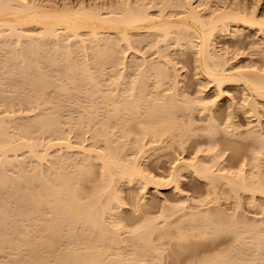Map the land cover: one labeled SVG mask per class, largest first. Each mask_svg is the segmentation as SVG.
Wrapping results in <instances>:
<instances>
[{"label": "bare ground", "instance_id": "6f19581e", "mask_svg": "<svg viewBox=\"0 0 264 264\" xmlns=\"http://www.w3.org/2000/svg\"><path fill=\"white\" fill-rule=\"evenodd\" d=\"M33 1L31 0L30 2L28 0H0V90L1 91L2 90H7V91L15 90L16 91L17 89H23V88L30 87L27 85H30V84L32 85L31 86V88L33 87L32 90H35L34 91L35 94L33 97L34 100L32 102L34 103V105H32L31 103L30 105H28L27 103L29 102L23 101L24 99L22 100V102H25V104L21 102L24 105L27 104L26 105L28 106L26 107L27 109H29L32 106V109L35 110V112H33L32 109L27 110L29 112L34 113V114L28 113L30 115L32 114L31 117L27 116V118H25L26 116L22 115V117H24L26 120L29 117L31 118V119L29 118V121L27 122L30 123L33 121L39 124L41 130H44L48 126H49V129L51 130L50 127H52L53 124L54 125L59 124L60 126V122L57 119L60 120L61 118H63L62 114L66 110L67 111L70 110L69 109L70 107L67 108V106H70V104H74L71 106H75V103L78 102L77 104L80 106V108L75 106L77 107V111L81 109L82 112L85 113V111H83L84 108L81 107L82 105L80 104H83V105L84 103L87 104L85 102L87 101V102H90L89 103L90 105H88L87 107L88 109L87 112L89 113V115L91 113V115L89 116L92 119L89 121L91 125H92V122L96 124L97 119L101 118L99 117V115L96 116L97 115L96 112H99V110H101L100 116L104 115L103 116L104 119L103 117L101 118L103 119L102 122L100 120L102 125H99V126H104L107 129L109 128V130L111 128V130L114 129L115 131L119 129L118 133L120 134L115 132L116 134H118V136L116 134L115 135L113 134L114 133L113 130H112V133L109 130L107 133V129H106V134H108L107 141L108 140L109 142L112 141L110 140L109 136L113 134L114 137L115 136L117 137V138L115 137V139L117 140L119 139V143L120 144L122 143L120 146L122 147L124 146L123 142L125 141L123 140V142H120L122 141V139H120L121 137H123L126 140V138H128L129 136L132 139L133 136L136 135V138H135L136 142L132 144L131 140L129 139L130 142L127 140L128 142L126 141L125 144L126 143L132 144L130 146L131 147L133 146L132 148L136 147L135 151L136 149L138 150L136 155H138V152L139 153L141 152L140 154L142 155L143 151L146 149V146L148 147V145L150 144H153L152 151H154V153L156 150L169 151L170 150L169 148L173 147L175 144H176L175 147L178 146L179 149L181 148V150L185 149V147L188 146L187 143L190 141V139H193L192 137H194V135L196 133L198 134L199 132V131L198 132L196 131L198 130L196 129L198 127H194V124L196 126V124L198 123V122L197 123L195 122V117H194V114L196 112L198 115L201 116V118L199 116L197 117V119L199 118L198 119L199 121L200 119L201 121H205L203 123L204 124L206 123V126H205L206 132H208L207 137L209 136L210 139L215 140L219 132V129H224L226 130L227 133L232 134V135H235V134L240 135V131L238 132V129L242 128L243 126L239 124V122L236 120L237 118L235 119L237 121L236 122L234 120V117H235V112L238 111L239 109H242L245 111L246 114L249 115V117L250 116L252 117V115L257 116L256 119L258 118L257 119L258 121L253 120V122L251 123L250 120H247L246 125L249 127L247 129L246 128L247 126H246L243 129H246L245 133H248V132L249 133L251 132V133L249 135L246 134L248 137L244 135L245 133L243 134L241 133V135H244V137H247V139L249 138V136L251 137L253 136L252 140L257 138L258 141L261 143L260 145L258 141H256L257 139L255 140L258 143V146L261 147L260 150L262 149L264 150V126L262 125L264 124V69L262 68V71L258 70L257 68H256L257 70H253L252 69L253 67L250 68L252 66L251 64H253V63L250 64V60H248L249 63L247 62L246 64H244V65L250 64L248 68L242 67V62L239 63L241 64L239 65L235 58L237 54L240 52H238L237 54L236 53L233 54L234 59H235L234 62L236 61V63L239 66H241L239 67L235 63L238 66L236 67V65H233L232 63L233 62L232 56L229 55L231 58L227 56L230 53H226L227 55H225V52L220 53V50L228 51L226 48L229 49V47H224L223 49H220L217 52L216 48L217 47L219 48V46L215 45L216 43L215 41H217L219 38L221 39L222 37L223 38L227 37L228 39L229 37H231V39L234 38V39L242 40V37H244V32L247 30H250L254 34V37L251 36L252 38H250L251 39L250 41L252 42V39L253 38L255 39V37L256 39L259 38L258 41L259 40L261 41L260 46L261 47L264 46V19L262 18L260 19L258 15H256L255 10L257 9L252 10L253 8L252 6H250L252 7L251 9L248 7L250 5L249 3H248L249 5L247 6V8H249V11H246L244 10L245 8L239 9L243 2L241 0H240L241 1L240 6L238 5L235 6L236 5L235 3H234L235 5H233V3L232 4L230 3V6L233 5L232 7L234 6L239 7L238 9L236 8L233 9L232 7L227 8V6L223 7L227 1L223 4V6L221 4L223 8H221L220 6H217L218 3L215 5L212 2V4L215 5L214 8L213 7L212 9L210 8L208 10L209 12H206L203 14L201 13L203 10L200 11V9L203 7V4L205 3L203 2V0H202L203 4L200 5V2H198L197 0L199 4L197 3V5H195V6L200 5L201 7L200 9L199 7L198 8L194 7L191 1H187L188 3L187 8L184 10H179L180 3L177 0H171V1L172 2L174 1V4H175V1L178 2L179 5L176 4L178 9H176L177 7L173 5L172 3L171 8H169L170 10L167 9L168 8L167 6H170V3L169 5L168 3L167 5L165 4L167 0L163 2V4L166 5L165 9L167 10H164L163 8L164 6L161 3L162 0H159L161 2L158 1V3L162 4L163 6V7L161 6L162 9L161 7L160 9L158 8L155 9V6L157 5L155 4L156 0L155 1L154 0H134V1L130 0V1H125L126 3L123 2L126 8H124L125 6L120 5V4L118 5L117 3V5L115 6H120V8L122 9L120 10L119 7H116V9L118 8L117 9L118 11H115L116 9L115 10L113 9L115 7H113L112 4L111 6L113 8L111 7L110 8L111 10L108 9L109 6L107 7L106 5H102L104 6L103 8H105L106 6V8L108 9V11L107 10L105 11L106 9L105 8L103 11L102 8L99 9V8L91 7L90 4L88 5L89 2L87 3L84 0L82 1L87 3L88 6L85 4H82L84 2L80 4L77 3L78 4L77 5V4H74V2L72 3L71 1L68 4L66 3L63 4L62 3L63 1L61 2L62 4H57L56 3L57 1H53L55 2V4L53 2L52 3L48 2L52 0H48V1L45 0L46 3H39L38 2L39 0L38 1L36 0L37 2H35V0ZM42 2H44V0H42ZM64 2H67V1H64ZM127 2L130 3L128 4L129 6L126 5ZM94 4L97 7H102V6L96 5L95 2ZM94 4L92 6H94ZM113 4H116V3H113ZM161 4H158L157 7H159V5ZM244 5H246V2L241 7H245ZM210 6L208 3L203 9L205 10L206 7L208 8ZM247 38L249 37H245L246 40ZM254 42L255 44L258 43L257 41H254ZM251 44L252 46L250 45V43L247 46H250L252 48L253 42ZM257 45L259 44H256V48L257 50H259V48L261 47L258 46L259 47L258 48ZM124 47H126V50L132 49V51H136V49H139L137 47L143 48V51L145 50L146 53L144 52L139 53L141 49L137 50L138 52L136 51L134 53L135 54L139 53V55L144 53L143 55L145 57L149 55V53L147 52H151V54L153 53L152 51H148L152 48L154 50V53H156L155 54L156 57L158 56L159 58V59L157 58L158 60L154 59L155 61L154 60L148 61L147 57L146 59L143 57L141 58L142 62L140 63H138V61L128 62L130 64L129 66L130 68L127 66L126 63H125L126 64L125 65L126 68H125L123 64L122 72L124 71L123 73H125L126 71L127 73V74L125 73L126 76L129 74L128 71L130 72V70L137 69L136 71L135 70L134 71L136 73L139 72L138 75H135L136 73L135 74L133 73L134 75H132V71L130 72L131 73L130 76L132 75L133 77L134 76L138 77V78L131 77L133 80L135 79L133 82V87H128L130 85L127 86V84L132 83L130 82L131 78H130V81L128 80L130 83H128L126 81L127 77L123 73L121 77H119L121 72L118 75L117 73L119 72H117L114 75L116 78L118 77L117 81L119 79V82H116V79H114V77L112 78L114 79L112 81L110 76L106 73L109 70L103 71L105 69L106 70L110 69L111 67L109 66H112L114 70L112 69L111 73H115L116 71L115 67L118 64H119L118 66H121V64L124 63V58L126 57H124L125 55L123 56V54H126L125 53L126 50L125 51L121 50ZM250 47L248 49H250ZM146 48H150V49L146 51ZM248 49H246L245 52ZM253 49L254 47L251 50ZM260 50L263 53L264 51L263 48H261ZM254 51L255 49L253 50V52ZM187 52L188 54L189 52L192 53L190 55L191 56L193 55L194 57L196 68L200 70V72L203 74V76H205V78L209 81V83H213L219 95H222V93L224 95V91L226 90L224 88V85L229 82H230L229 85L231 84V82H234L235 84H237L236 86L241 85L242 87L240 90V93H243L245 96L243 94L242 95L239 94V96L241 95L240 98L244 96L243 97L244 99L242 98L244 102L242 101L243 103L241 105L243 108L240 106L241 100L240 102L236 104L237 99L236 101L233 99L232 103L235 102V106L237 105L238 110L236 109V107H235V110L233 109L234 107L230 109L228 107L229 106L232 107V106L226 105L227 108L229 109L228 112L226 111L228 113L227 114L228 119L231 118L233 120L230 122H226L223 128H220L221 123H217L218 119L220 118H219V114H215L217 113L215 112L216 110L215 107L217 104L216 100L208 101L204 97L205 95L204 96L202 95L203 94L202 92H206L207 89L206 90L203 89L206 87L203 85L204 86L202 88L203 90L201 88L200 90H197L196 93L198 94L195 93V95H197L196 97L195 95L189 96L187 94L189 91L184 93V89L182 87H184L185 85H183L182 87L180 85L183 79L180 78L182 74L179 75L178 71H181L180 69L184 68L185 64H183L184 66L182 68L180 67L179 69L180 65H177V64H182V63L179 59L177 62L176 58L179 57L178 55L183 56ZM234 52H232L231 50V53H234ZM248 52L249 54L251 53L250 51ZM248 52H246V54ZM257 52L258 51H256V53ZM259 53L257 55L253 54V57L256 55V58H258ZM262 53L260 55H262ZM143 55H140V56H143ZM122 56H123V59H122ZM191 56H188V57H191ZM81 57H85L83 58L85 62L81 59ZM249 57L247 56V58ZM253 57L251 55V58ZM137 58L138 59H135V60H139L140 57H137ZM153 58H151V60ZM122 60L123 62H121ZM79 61H83L84 64H81L83 62H80L81 64L80 65ZM256 64H259V63L257 62ZM253 65L255 69L256 65L255 64ZM91 66L92 68L94 67L92 71H95V70L97 71L98 69H99L98 71H101V72L97 71L98 72L97 74L95 72L96 76L98 75L100 77L101 76L100 73H102L101 77L105 78L107 74L109 76L108 78L111 79L110 83L112 82V85L114 82L116 83V84L114 83L116 88L115 87L112 88V86L110 88L109 86L110 83L108 82L109 80L106 83L105 81L104 83H100V82H103L102 79L100 80L101 77L99 78L97 76L99 78V81H98V78L94 80L95 74H92L93 72L90 73L92 69L90 68ZM262 66H259V67H262ZM127 67L130 70H127ZM168 69L173 70L174 77H172V72H171V77H170V74H169L170 72L168 73ZM176 71L178 73H176ZM197 72L199 73V71ZM184 73H185V70H184ZM77 74L81 75L84 78V79L82 78L83 79L82 81L84 83L82 81L79 82L78 78L81 76L78 77ZM76 76L78 77L77 79H76ZM183 76L185 77V75ZM89 78L90 79L92 78L94 81L91 79L92 81L90 82ZM121 78L123 82L120 81ZM197 78H199L198 74H197ZM53 80L55 81V84H56V81H59L58 82L59 85L55 87V84H53L54 83ZM87 80H89V82ZM76 81L77 83L78 82L80 83L79 84L80 86L79 85L76 86L77 85ZM95 81H97V83L99 82V84L95 83ZM124 81L127 82L126 90L128 91L130 89L129 90L130 92L128 91L130 93V94L128 93L130 95L129 97H128L126 90H124L125 94H123L122 92V90L125 88ZM120 82L124 83L122 84L123 86L122 90L120 89L121 87L116 86L118 85L117 83H119L120 85ZM66 83H69L71 87L70 85H67ZM94 83L100 86H102L101 84H103L102 87H104V85L108 83L107 86L109 88H105V89H109V90L111 89V90L107 91L102 88L104 90L103 91L100 89L101 87L96 89L98 86L96 87ZM183 83H185V81ZM73 84H76V85H73ZM86 84H89L87 85L88 87H92V86L96 87V88L92 87L93 90L94 89L96 90L95 91L90 90L92 88H87V86H84ZM167 85H170V86H167ZM53 86L56 89L52 88ZM161 86L169 87L170 89L174 88L173 93L169 92L170 91L169 88H168L169 91L166 90L167 88L166 89L163 88L161 90L162 88ZM178 86L179 88L177 89ZM117 88H119V90L121 91V94L120 92H115L116 90L114 91V89H117ZM30 89H26L28 90L29 94L33 93L31 92L32 90L30 91ZM53 89H55V92H57L55 96L59 97L60 95H57L59 93L63 97L65 96L63 100L61 99L62 102L59 101L60 98H62L61 96L60 98H58L59 100L57 99V97L55 98V96L53 98L48 96L49 94L48 91L53 92L54 94ZM152 89L154 91L156 90L155 93L152 91ZM23 90L22 91L20 90V92L22 93ZM26 90L24 91L26 92ZM15 91L14 93H16ZM166 91L168 92V94ZM10 92L13 93L12 91ZM17 92L19 91L17 90ZM7 93L5 92V94ZM11 93H8V94L11 95ZM71 93L73 94L78 93L77 94L78 97L75 96L76 94L74 95L75 96L74 98H76V100L78 98L79 99L85 98L84 103L82 101H81L82 103L80 102L81 99L75 102L74 98L70 97ZM79 93L81 94L79 95ZM225 93L227 95V91ZM230 93L231 92L229 91L228 97H230ZM64 94H67V96L69 95L68 99L70 102H72L71 100H74L75 102V103L67 102L68 105L67 104H66L67 106L65 105L66 110L62 109L65 107L64 106V103H66L65 101L68 100L66 98V95ZM184 94L185 95L187 94V96H185ZM7 95L6 97L9 98V95L8 96ZM82 95H84V98L82 97ZM125 95H127L128 98L125 97ZM0 96H2V93ZM30 96H33V94L28 95V97ZM86 97L87 98L89 97V98L87 99ZM178 97L179 99L180 98L181 99L179 100ZM233 97H231L230 99H232ZM8 98L7 100H9ZM10 98H12V96ZM24 98L26 99L27 97H24ZM33 98L30 97V98H27L30 100H27V99L26 100L31 102ZM2 99H3V96L0 100ZM4 99H5V96H4ZM52 99H54L55 101L56 108L59 107L58 109H55V110L58 111L61 109L60 110L61 112L64 111L62 113H60L59 111L62 117L55 119V121L57 120L56 121L57 124H55L56 122L53 120L54 118L52 119L53 115L51 113V110L54 109L52 107L55 106L54 104L53 106L51 105L54 102L52 101ZM94 100H96V102ZM5 101L6 99L4 100V102ZM14 101L16 102V98ZM0 102L3 103V100ZM15 102L13 104H15ZM17 102L15 104L16 106H17ZM59 103L63 107L61 106L60 108V106H58ZM97 103L99 105H97ZM5 104H9V103L5 102ZM5 104L2 106H5ZM13 104H10V105H12V107H16ZM46 104L48 108L44 109L42 105L45 106ZM12 107L10 106L9 108V106L7 105L4 109V107L0 106V181H1L0 187H3L2 184L5 183L9 188V185L11 183L8 184V182H14L13 181L14 179L11 177H14L15 175L16 176L14 178L17 179L16 180L17 185H15L14 187V184H16V181H15V183L11 184V187L16 188V186H18V184L21 185L22 184L21 182L23 181V184L25 185L24 190L22 188H19L20 185L18 186V189H22L20 191H23L24 193L22 194L24 195H23V198L21 197L22 199L20 200L19 198L21 195L19 194L20 195L19 196L17 194L19 196L17 198L18 199L17 202L19 200L21 202H24L23 206L21 205V202L20 203L18 202V203L27 212H25L26 214L23 213V215H25V217L23 216L24 218L23 220L22 215H21L22 213L21 211H23V209L19 208L21 210L20 213L18 212V210L14 209L18 207L17 205H19L15 201V198L17 196L15 197L14 194L18 193L16 192V190L12 192L13 190L11 191V189L9 188L11 191V192L9 191V193L10 194L12 193V195H14L13 197L12 195L10 196V198L12 197L11 198L12 201H10L12 203L8 202L6 204L5 201H9L11 199L4 196L5 198L1 200V197H0V200L3 201L2 202L3 205H0V236L5 234L6 236L4 235L5 238L3 236V240L4 239L7 240L8 237L11 235V237L7 241L8 244L4 242L5 240L3 241L2 239H0L4 242V244H2V241L0 242L1 243L0 253L1 252L2 254L4 253L5 251L4 249L6 248H3V247L5 246L6 247L8 246L5 252L8 251L7 253H9V250H10V253L13 252L12 254H10L11 255L10 258L5 257V256H8L7 253H5L6 255L3 254L1 259L5 257V260L7 259L6 262H8L9 259L14 260L12 261V263L14 264H163L164 262H166V261L163 262L162 260L165 258V256L163 255H166L163 251L166 250L167 247L163 244L165 240L162 242L160 241L168 237V242L173 246L170 247L168 245V247L170 248L169 249L167 248V249L171 251V248L172 250L174 248V250L177 252L176 255L180 254L184 256L186 259L184 262L181 261L182 263L179 260L178 263L180 264H242V263L244 264V262L245 264L249 263L248 262L249 260L247 258H246L247 262L245 260V256L249 258L248 255H245L246 250L244 253L243 252L244 247L243 248L241 247L243 245H245L246 247V244H248V241L240 238L241 236L239 234L240 232L239 233L237 232L238 230L237 231L235 230V232H231L234 234L237 232L236 234L237 235L239 234L238 236H236V234L235 235L232 234L233 237L231 238V243H232V240L234 241L237 240L239 242L240 239H242L243 243L240 241L239 247L241 248L240 251L243 252V255H241L242 254L241 252H239L240 253L239 254L238 251L236 252L239 255L238 254H235L237 256L232 255L231 253L232 249H229L230 247L229 248L226 247L227 250L226 248L221 249L219 247H218L219 249H216V247H214L213 249L208 248L207 250L208 253H206L207 252L206 250H199L197 252V250L200 248L198 247V245H196L198 243V240L195 242V240L197 239L196 236L201 237L202 238L201 240H203L205 237L209 235L207 239H210L211 235L217 233L216 231L220 229V228L218 229V227L216 226V225L219 226L220 223L214 220L213 222H211V219H207L206 214L201 211L203 214L201 218L203 216L205 217V218H202L201 220H204L207 223L205 224L204 221H202L203 225L204 224L205 225L204 226L202 225L201 227V222H200V227L197 226L196 221L199 220L198 218L199 215L197 217L198 210L196 212L195 209L198 207L199 204L197 203L199 202L200 199L197 200L196 198V201H194L195 203L197 202L195 206V203L192 201V199L195 197H192V199H190L189 195L186 196L184 191L181 189L182 187L180 183L182 182V179L185 177L184 176L185 172H189V173H192L197 178V180L199 179L203 181L205 185H207V188H208L207 192L211 194L215 193V196L220 195L219 197L221 198L224 195H226V197L228 196V198L232 195V197L235 196V199H238V197H240L241 192H250L251 195L253 196L258 193L264 196V189H263L264 184H262L258 180L259 184L256 182L254 183L260 186L258 185L255 186V184L252 181L256 176L257 177L259 176L258 178H260L261 176L262 169L260 170L259 167L261 165L260 163H262V160L259 157L254 159L257 153L256 154L254 153L255 156L253 155L254 157L250 161V162L253 161V163L255 164L254 166L255 170L254 168H252L254 164L251 163L252 164L251 171L254 170V172L247 171L249 172V175H247V173L244 174V173L238 172L239 173L238 175L233 176L230 173L223 172L225 166L223 168L222 166L223 164L221 163V160L219 159L220 154H218L217 149L215 147L212 148L213 150H215L213 152V155H210V154L208 155L207 151L211 149L210 146L212 145L210 146L208 145L205 151L203 149L202 157H201L202 154L200 156H197L200 153V149H202V148L198 149L200 147L199 146L197 147V149L199 150L198 154L193 156L191 159H187V160L181 159L178 162H177L178 159L174 160L177 163L176 164L174 163L175 165L173 164L174 167H172V170L168 175V178H167L168 181L166 180L165 182H168L167 184H170L174 188L173 189L170 186L173 190H175L174 192L178 194L179 197H181V198H178L180 204L172 205L174 203H173V200L171 199L170 203L171 202L172 203L170 205L169 203L170 198L168 199V198H165L164 196L163 200L168 199V203L166 202V200H165V203L161 200L163 202V204L161 203L163 206L161 208L163 209H161L162 211L159 213L161 215L158 214L154 217L147 216L150 218H147L145 216L146 217V218L144 217L145 220L143 219L144 222L142 223L138 222L137 226L135 224V226L131 228L129 227L130 229L128 228L129 230L127 229V231H125L126 229L124 228L125 227L124 222L122 221L123 224L120 222L123 217L122 218L120 217L121 219L119 218L120 221L114 220L116 216L117 217L115 219H117L120 216L117 214L121 213L122 211L121 209L124 204L123 199H121L123 196L121 197V194H120V192H122L121 187H123V185H126V184L130 185L131 187L133 185L134 187V184H137L138 186L137 185L136 186L138 187L139 190L136 191V194L139 193L138 196H140V199L142 198L146 200L147 196L145 197V195H147L146 191L148 189L150 190V188L153 187V189L155 188V191L158 190L157 192H155L158 194L159 185L161 188V185L164 184L162 179L159 180L158 178L156 180L155 177L150 176L151 174L145 171L146 168L144 169V166L141 165L142 163L141 164L140 162L138 163V159L140 160L141 158V157L138 158L140 154L138 155V157L136 155L132 154L133 155L132 156L130 154L131 158L129 159L128 157L127 159V157H125L124 154L128 153L127 152L128 149L126 150L125 153L122 152L124 151V148L127 146V144L123 148H119V145H115L116 144V142L114 141L115 139L113 140L115 144H113L112 142L111 143L112 145L109 142L108 144L106 140L104 143H102V141H104L103 139L104 138L106 139V137L104 136H101V138H103L101 143L102 144L106 143V145H104L105 147L103 146V148L93 147L90 145H89L90 147H87V145L85 146L84 144H82L83 143L82 138H81L82 143L80 142L81 143L80 145L78 143H77L78 145H76L75 143L74 144L71 143V141L70 142L67 141L66 137L64 138L65 140L62 139L64 136L60 137L61 139L57 137L59 138V140L56 139L57 141H55L54 139H52V141H48L51 139L50 138L47 140V142L45 141V143H42L44 142L42 140L41 142L36 143L34 138L32 137L34 133L32 132L33 128L25 125L24 123L22 124L23 121L20 118L21 117L20 113H22L23 110H26V109L21 108L23 110H20L19 109L20 107L17 106L19 107L18 109L20 110V111L17 110L20 112L19 113L15 111L16 108L13 109ZM1 108H3L4 110L2 109L1 111ZM94 111L96 115L94 114ZM244 111H243V115L245 114ZM87 112L85 114H87ZM16 113H19L18 114L19 117H17ZM56 113L55 112L53 113L54 116ZM79 113L80 112H77L78 115ZM92 113L96 116V118L94 115H92ZM85 114L83 115L84 116L83 118L89 119L88 117H86L88 115L85 116ZM92 116L96 119L95 122H94L95 119H93ZM68 117H70V114L68 115ZM78 117L81 119V116L74 117V119ZM17 118H19V120ZM64 118L65 119H62L63 122L64 120H67L66 117ZM246 118L248 119V117ZM19 121L20 122L22 121V122L20 123ZM84 121H83V125H84ZM254 121L255 123L257 122L255 126H253ZM27 122L25 121L26 124ZM33 122L31 124L28 123V125L34 126ZM67 122L68 121H65V123ZM70 122L73 125L72 119L70 120ZM81 122L82 121L80 120L79 123L82 125ZM235 122L240 125L239 128H238V124H236ZM65 123H62V125H64ZM68 123L66 125H68L69 127L70 123L69 124ZM90 124L86 125V128L84 127L86 129V132H87V126H88V129H91L93 127V126L91 127ZM81 125H79L80 127L78 126L79 129L77 128L79 131H82L80 130V128L83 127V126L81 127ZM65 126L64 127L62 126V127L65 128ZM94 126L96 127V125ZM99 126L96 127V129L95 127L92 129L93 130L95 129L96 131L98 130L97 128H99L100 130ZM53 127L54 128L52 129L56 130L55 126ZM73 128H76V127H73ZM84 128H82L83 132L85 131ZM229 128H232V130H229ZM49 129L46 128L45 129L46 132ZM69 129L70 131L72 130L71 126ZM200 129L203 130V128H200ZM50 130L49 132H47V134L50 133ZM74 130L75 129H73V131ZM99 130L96 135H93L95 131L91 132L93 135V138L95 136L99 138V136L101 135L99 134ZM240 130L243 132L242 129ZM102 131H103V128L101 127L100 132L102 133ZM83 132H80V133L82 134ZM39 133L37 135H39ZM55 133L56 135L58 134L57 131H55ZM104 133H105V130L103 131V134ZM76 134H78V132ZM106 134L104 135L106 136ZM41 135L43 134H40V136ZM114 137L111 136L112 139ZM133 139H132V142L134 141ZM146 139L148 140L149 144L148 143L146 144L145 142ZM98 140H100V138L97 139V142ZM209 142L211 141L209 140ZM38 143H41V144H38ZM135 143L136 145L137 144L138 145L134 146ZM93 144H94V141H93ZM93 144L91 143V145ZM96 144L98 145V143ZM197 144H201V143H197ZM209 144H212V143H209ZM55 146H59L60 148L58 149L60 150L59 154L56 153L55 155L54 153L51 155V159H53L52 156L55 159V165L50 166V164H46L47 166H49V168H47V166H45L44 164V167L47 168V171L44 172L43 170L45 168H42L43 167L42 164L44 163L43 161L47 160V158L50 157V154H51L50 151ZM40 147L42 148L41 150L39 149ZM149 147L147 149H149ZM154 147H155V150H153ZM120 149H123V150L120 151ZM130 149H129V153H130ZM56 150H57L56 148H55V151L53 149L54 152H56ZM62 150L66 153L61 152ZM263 150L261 151L263 153H262V156L260 157L264 156ZM22 151H23V155L25 156V158L28 157L27 161L29 162L25 160L23 155L19 157V155H21L19 154V152H22ZM210 151L212 153V150ZM257 151L258 150H256V152ZM261 152L258 151V153H261ZM24 153L27 155H25ZM204 153L205 154L207 153L206 155L208 156H206ZM21 159L24 162L26 161V163H30L29 167H27L28 164H26L27 166H25L24 162ZM255 160L257 161L256 163L254 162ZM69 162L70 164H68ZM97 164L99 167L98 168L99 171H101V173H99L101 177L100 176L98 177L96 175L99 179L101 178L100 179L101 181H98V184L96 183V181L91 182L92 180L94 181L96 179L94 177H90L93 174H95L93 173L94 171L93 166L94 165L97 166ZM54 166H57L56 169ZM9 167H11V170L9 169ZM92 168H93V171H92ZM7 169H9L10 171ZM13 170L17 172V173L15 172L14 176L12 175L14 173L11 174V171ZM38 170L40 171V173L38 172ZM41 170L46 175L42 174L43 172ZM47 172L49 173L47 174ZM236 173H234V175ZM7 174L9 175L7 176ZM91 178H94V179H91ZM7 179H9L10 181ZM87 179H88V183L89 181L91 184L93 183L91 185L92 186L91 188H89L90 186L88 187L87 184H86L87 185L86 187L84 188L82 187L83 183L87 181ZM18 180L20 181V183L18 182ZM249 180L252 181V184L250 183ZM3 181L5 182L3 183ZM87 187L89 188V190L86 189ZM5 188L8 189L7 187ZM3 190L2 188H0V191H3ZM157 194H154V195L157 197ZM132 195L136 197L134 194V191ZM103 196H105V198H103ZM219 197L217 198L218 202H220ZM6 198L7 200H5ZM140 199L138 198V200ZM149 199L150 198H148L147 201H149ZM189 199L193 203L190 202V205L188 206L187 201ZM14 202H16L14 204V206L16 205V207L12 205ZM150 202L152 203V200ZM183 202H186V203H183ZM151 203L148 206H151ZM7 205H10L11 207ZM146 205L147 203L144 204L143 206L145 207ZM185 205L186 207L187 206L188 207L186 208ZM24 206L26 208H24ZM181 206H182V209H181ZM5 207L6 209L7 207H9L8 210L12 208L10 211L15 210L18 213L16 212L15 214L14 212L12 216H9L11 215L12 212L6 210ZM178 207H180L178 209L179 211L180 209L181 211H184V207L185 209H188L189 207L194 208L193 211L194 210L195 211L193 213L195 214L196 212L197 214L196 215L191 214V215H193L192 220L196 218L198 219L196 221L194 220L195 221L194 224L196 225L190 226L191 223H193L191 218L189 217V220L191 221V223L189 220L186 219L188 218V216H191L187 214L189 211H190L189 214L191 213L192 211L191 208L189 209V211L185 210L186 211L185 214L187 215H185L184 218H183L184 214L182 213L183 214V215L181 214L182 216L179 215L182 217L180 218V220L177 221V219H175L176 221H173L174 224H170L171 221L169 223L168 218H171V216H173V214L175 213V212L173 213V211L174 210L176 211L177 210L176 208ZM177 212L178 211H176V213ZM5 215H7V217ZM159 216H160V219L163 220L161 221V223L160 221L159 222L156 221L158 220L156 219V217L159 218ZM15 217H17L18 219L19 218L21 219V220L19 219L20 220L19 222L17 221L18 225L17 223L10 222L11 220L12 222H16V220L14 219ZM130 217H133V216H130ZM12 218L14 219V221ZM25 219L26 221L28 219V221L24 222ZM207 220L208 221L210 220V222H208ZM37 221L39 222L41 221L42 225H40L39 222L38 224L42 227H40L36 223ZM155 221L160 224H157ZM166 222L168 223L167 225H166ZM214 222L215 223L217 222V224H215ZM31 223L34 224V226L33 225L31 226ZM237 223L236 224L233 223L231 226L233 225L238 226ZM27 224H29L30 226L29 225L27 226ZM43 224H44V229H40V228H43ZM211 224H214V226H216L215 227L216 230L214 229V226ZM168 225L171 228H173V230L171 229L169 230L170 227ZM186 225H188V227ZM18 226L19 227L21 226L20 227L21 230L23 229L22 227H25V226H27L28 229L27 227H25L23 231L21 232V230L18 231ZM165 226L166 227L168 226L166 229L167 231L166 230H164L165 232L162 231L164 234L162 233L163 236L162 234L159 236L161 238L159 242H157L158 244L159 243L163 244L164 247L162 248V245H158L155 242L151 241L152 240L151 235L153 231H155L154 229L157 228V230L158 229L160 230V227L166 228ZM226 226L229 227L228 225ZM226 226H224V228L227 234L229 229L226 228ZM29 227L30 228L35 227V228L33 229L31 228V232H28L30 231ZM37 227L39 229H37ZM62 229H65V231L63 232ZM209 229H212V231ZM231 229L234 230L233 228ZM231 229L229 231H232ZM213 230L215 231L214 233H213ZM222 230L223 229H221V231ZM225 230L223 231L225 232ZM210 232L213 234H211ZM125 233L129 235H124ZM60 235L62 239L60 240V242H58L59 241L58 237H60ZM62 235L65 237V239H67L68 237L72 239L70 245H68L70 238H68L67 243L64 242L65 243L64 246H66V248L63 247L62 245L63 241L65 240ZM192 237L193 238L196 237L194 238L195 240ZM190 238H192L193 240V241L192 240L190 241L192 243H189ZM130 240H134V241L130 242ZM253 240H255L254 241L255 251L258 254L259 250H261L263 247L262 240H264V238L262 240H259L258 238L252 237L251 241ZM5 243L7 245H5ZM58 244L59 245L61 244L64 250H62L63 248L60 250L61 246L58 249L57 248ZM66 244L68 245V247ZM9 247H11L12 250L15 249L16 251L15 250L12 251L11 248ZM235 247H237V244L234 246V249ZM56 248L57 250H60V251H57ZM211 249L212 251L209 254V251ZM237 250H239V248ZM22 251H25V253L27 254L26 255L27 260L26 258L25 260H23L24 259L23 257H25V255H22L24 253ZM175 251L173 252L174 254H175ZM194 252H196L197 254H195ZM198 253L202 255V258H201V255H199ZM13 254L15 255L13 256L14 259L12 258ZM16 254H17V258H16ZM20 254L21 256H23L21 259H20L21 256H19ZM204 254H208V255L203 256ZM175 257L178 258L177 256ZM5 260L2 261L3 264H7V263H4ZM11 260H9L8 262L9 264H12L10 263ZM16 260H18L19 262L18 261L16 262ZM23 261H25V263H21ZM178 263L176 261V264Z\"/></svg>", "mask_w": 264, "mask_h": 264}, {"label": "rangeland", "instance_id": "374dc122", "mask_svg": "<svg viewBox=\"0 0 264 264\" xmlns=\"http://www.w3.org/2000/svg\"><path fill=\"white\" fill-rule=\"evenodd\" d=\"M28 1H30L31 2V0H28ZM33 1V0H32ZM38 1V0H37ZM36 0H35V2H37ZM48 1V0H47ZM53 1H57L56 3L57 4H64V3H66V4H68L70 1L73 3L74 2V4H77V3H82V2H89L88 3V5L90 4V6L91 7H94V8H102V10L104 11V9L106 8V6L108 7L109 6V8L108 9H110L112 6L113 7H115V8H113L114 10L116 9V7H119L120 8V6H115V5H117V3H118V5L120 4V5H123V6H125L124 4H123V2H125V1H130V0H84V1H80V0H52V1H48L49 3H52ZM58 1H60V2H58ZM63 1V2H62ZM64 1H67V2H64ZM78 1H80V2H78ZM134 1V0H133ZM155 1V0H154ZM153 1V2H154ZM158 1L159 0H156L155 1V4H157L156 6H155V9L156 8H158V9H160V7L162 6V4H163V2L165 1V0H162V2L161 1H159V2H161V3H158ZM167 1H169V2H167ZM166 2H165V4L167 5V3H168V5H169V3H170V6H167L168 8L167 9H169V8H171V4L173 3V5H175L176 6V4L177 5H179L178 4V2L177 1H179V3H180V8H179V10H184V9H186L187 8V1H191V3L193 4V6L194 7H199V9L201 8L200 7V5L201 4H203V2H208L209 3V6H210V4H211V6L210 7H206L205 8V10H207V11H205L203 8L208 4V3H206V5H205V3L203 4V7L200 9V11L201 10H203L201 13H206V12H209L208 10L211 8L212 9V7L214 8V6L217 4V6H220L221 8H223V7H225V6H227V8L229 7H232L233 5H235V6H240V4H241V1H245L246 2V5H244L245 7H241V6H243V4H245V2L243 3L242 2V5L240 6V8L239 7H232L233 9L234 8H236V9H244V10H246V11H249V8L251 9L252 7V10H255V9H257V10H255V12H256V15H258V17L261 19H264V0H203V2H202V0L200 1V0H198V2H200V5L199 6H195V5H197V0H177V1H175V4H174V1L172 2L171 0H167ZM217 1V2H216ZM222 1V2H221ZM224 1V2H223ZM227 1V2H226ZM231 1V2H230ZM255 1V2H254ZM34 2V1H33ZM39 3H46L45 2V0H44V2H42V0H39L38 1ZM62 2V3H61ZM82 3V4H85V5H87V3ZM91 2V3H90ZM94 2L96 3V5H99V6H102V5H106L105 6V8H103L104 6H102V7H97V6H95V4H94ZM202 2V3H201ZM211 2V3H210ZM212 2H213V4H215V5H213L212 4ZM220 2V3H219ZM227 4H226V3ZM54 4H55V2H53ZM94 4V6H92L93 4ZM113 3H116V4H113ZM122 3V4H121ZM126 3V2H125ZM226 5H225V4ZM230 3L232 4L233 3V5H231L230 6ZM235 3V4H234ZM238 3V4H237ZM250 5H249V4ZM92 4V5H91ZM109 4V5H108ZM111 4H112V6H111ZM128 4H130L129 2H127V4L126 5H128ZM158 4H161V5H159V7H157L158 6ZM165 4H163V8H164V10H167V9H165ZM199 4V3H198ZM221 4H222V6H223V4H224V6L222 7L221 6ZM78 5V4H77ZM87 5V6H88ZM151 5V4H150ZM183 7H182V6ZM229 5V6H228ZM249 5V6H248ZM129 6V5H128ZM174 6V7H175ZM247 6L249 7V8H247ZM250 6H252V7H250ZM261 6V7H260ZM122 7V6H121ZM162 7H161V9H162ZM177 7V6H176ZM124 8H126V6L124 7ZM154 8V7H153ZM172 8H173V6H172ZM108 9L106 8L105 9V11L107 10L108 11ZM112 9V10H113ZM118 9V8H117ZM115 10V11H118V10ZM176 9H178V7L176 8ZM111 10V9H110ZM120 10H122L121 8H120ZM124 10V9H123ZM170 10V9H169ZM259 10V11H258ZM211 11V10H210ZM261 16V17H260ZM250 30H247V31H245L244 32V37H242V40L241 39H231V37H229V39L227 38V37H222L221 39L219 38L218 40H219V42H218V40L217 41H215L216 43H215V45H217V46H219V48L217 47V46H215V47H217L216 48V50H217V52L220 50V49H223L224 47H229V49L228 48H226L228 51H226L225 49V51H223V50H220V53L222 52V53H224L225 52V55H227L226 53H230V54H228L227 56H232V59H233V65H236L237 63L239 64V63H241L242 62V67H249L250 66V64L251 63H253V64H255L256 66H255V69H254V65L253 64H251L252 66L250 67V68H252L253 70H261L262 71V68L264 69V55H263V53H264V51H263V53L261 52V48H263V50H264V46H260V40L258 41V39L259 38H257L256 39V37H255V39L253 38L252 39V42H253V47H254V49H255V53L253 52V50H251L252 48L250 47V46H247L249 43H250V45L252 46V42L250 41L251 39L250 38H252V37H254V34H253V32L252 31H250ZM247 35V36H246ZM252 36V37H251ZM245 37H249V38H247V40L245 39ZM227 39V40H226ZM231 40V41H230ZM239 40V41H238ZM257 41L258 43H256V44H259V45H257V47L259 46V47H261V48H259V50H257V48H256V44H255V42L254 41ZM234 41H236V42H238V43H236V42H234ZM234 42V43H233ZM241 42V43H240ZM244 42V43H243ZM231 43V44H230ZM246 43V44H245ZM218 44H220V45H218ZM243 45V46H242ZM246 46V47H245ZM244 47V48H243ZM250 47V49H248ZM137 48H139V49H141L140 51H139V53H142V52H144V53H146L145 52V50L143 51V48H140V47H137ZM248 49L246 52H248V51H250L251 53V55H252V57H253V54H258L259 53V51H260V53H259V57L258 58H256V55L253 57V58H251V55L249 54V52L246 54V52H245V50L246 49ZM139 49H136V51L137 50H139ZM145 49V48H144ZM148 49H150V48H146V51L148 50ZM121 50H126V47H124L123 49H121ZM231 50H232V52H234V53H231ZM123 51V52H124ZM132 49H127L126 51H125V53L126 54H123V52H122V54H123V56L124 57H126V58H124V63H122L121 64V66H118V68H117V66L115 67L116 68V71H115V73H111V71H112V69H113V67L112 66H109V67H111L110 69H105V70H103V71H108V72H106L109 76H110V78L112 79L113 77H114V79H116V82H119V79H118V81H117V78L114 76L117 72H119V73H117V75L118 74H120V72H121V74L119 75V77H121V75H122V73L124 72H122V69H123V64H124V66L127 64V66L129 67L130 66V64L128 63V62H132V61H138V63H140V62H142V60H141V58H145L146 59V57H147V59H148V61L150 60V61H153L154 59H157L158 58V56L156 57V53H154V50L151 48L150 50H148V51H152L153 53V55L151 54V52H147V53H149V55L148 54H146V55H148V56H144L143 54H140V55H143V56H140L139 55V53H137V54H135L134 52H136V51H132ZM256 51H258L257 53H256ZM131 52V53H130ZM138 52V51H137ZM238 52H240V53H238ZM242 52V53H241ZM245 52V53H244ZM237 54V56H236V61H237V63H236V61L234 62V56H233V54ZM243 53H244V55H243ZM262 53V55H260ZM135 54V55H134ZM190 54H192V53H190L189 52V54H188V52L185 54V55H183V56H181V55H178L177 57L178 58H176V61L178 62V59L181 61V63L182 64H177V65H180L179 66V69H180V67L182 68L184 65L183 64H185V67L184 68H182V69H180L181 71H178L179 72V75H181V79H183V81L180 83V85H181V87L183 86V85H185L184 87H182L183 89H184V93H186V92H188L187 94L190 96H192V95H195V93H196V91L197 90H200V88L202 89L204 86L206 87V88H203V89H207L206 90V92H202L201 94L206 98V100H208V101H212V100H216V107H215V112H217V113H215V112H213V113H215V114H219V118L220 119H218V117H217V119H218V122L217 123H221L220 124V128H223V126L225 125V123L226 122H230V121H232L233 119H231V118H229L228 119V111H229V109L228 108H233L234 110H235V107H236V109L238 108L237 107V105L235 106V102H233L232 103V101H233V99L236 101V99H237V101H236V104L238 103V102H240V100H241V102H240V106L242 105V103L244 102L243 100H242V98L245 96L243 93H240V90H241V85H238V86H236L237 84H235L234 82H231V84L229 85V83H227V84H225L224 85V88L226 89H224L225 91H224V95H223V93H222V95H219L218 94V91H217V89H216V87L213 85V83H209V81L205 78V76H203V74L200 72V70L198 69V68H196V65H195V62H194V57H193V55L191 56ZM232 54V55H231ZM239 54H241V55H239ZM138 55V56H137ZM123 56H122V59H123ZM188 56H191V57H188ZM229 56V57H230ZM247 56L249 57V58H247ZM133 57V58H132ZM137 57H140L139 58V60H135V59H138ZM153 57H155V58H153ZM83 58H85V57H81V59L84 61V59ZM151 58H153L152 60H151ZM191 58V59H190ZM231 58V57H230ZM80 59V60H81ZM127 59V60H126ZM131 59H133V60H131ZM159 59V58H158ZM157 59V60H158ZM237 59H239V60H237ZM129 60V61H128ZM131 60V61H130ZM182 60H184V61H182ZM248 60H250V64L247 66V65H244V64H246L247 62H248ZM83 61H79V64H80V62H83ZM125 61H127V62H125ZM155 61V60H154ZM180 61H179V63H180ZM85 62V61H84ZM84 62L83 63H81V64H84ZM121 62H123V60L121 61ZM184 62V63H183ZM259 63V64H256V63ZM126 63V64H125ZM236 63V64H235ZM249 63V62H248ZM80 64V65H81ZM237 64V65H238ZM182 65V66H181ZM236 65V67H238L239 65H241V64H239L238 66ZM263 65V66H262ZM259 66H262V67H259ZM108 67V68H109ZM127 67V70H130L129 68ZM178 67V66H177ZM239 67H241V66H239ZM261 68V69H259V68ZM90 68H92V66L90 67ZM94 68V67H93ZM93 68L91 69V71H90V73L91 72H93L92 74H95V72H96V74L98 73V72H101V71H92L93 70ZM121 68V69H120ZM125 68H126V66H125ZM125 68H124V70H125ZM257 68V69H256ZM97 69V68H96ZM172 69V68H171ZM174 69V68H173ZM114 70V69H113ZM135 70V69H134ZM134 70H130V72L132 71V75H134L136 72V70L134 71ZM170 69H168V73L170 74V77H171V72H172V77H174V72H173V70H170ZM184 70H185V73H184ZM195 71V72H194ZM197 71H199V73L197 72ZM110 72V73H109ZM114 72V71H113ZM129 71H128V75L126 76L125 75V73H126V71H125V73H123L126 77V81L128 82V83H130V82H132L131 84H127V86L128 85H130V86H128V87H133V82H134V80L131 78V77H133L132 75L130 76V73ZM177 71H176V73H178ZM181 72H183V73H181ZM197 72V73H196ZM105 73V72H104ZM134 73V74H133ZM91 74V75H92ZM96 74H95V78H94V80L96 79V78H98L97 76H96ZM101 74V76H102V73H100ZM99 74V75H100ZM106 74V77L105 78H107V79H105V78H103V77H99L100 78V80L102 79L103 80V82H100V83H104V81H105V83L108 81L109 83H110V81H111V79H109L108 77V75ZM127 74V73H126ZM139 74V72L138 73H136L135 75H138ZM196 74V75H195ZM197 74L199 75V78H197ZM61 75H63V74H61ZM88 75V74H87ZM112 75V76H111ZM116 75V76H117ZM183 75H185V77L183 76ZM200 75H201V77H200ZM77 76L79 77V76H81V75H79V74H77ZM76 76V79L78 78ZM86 76V75H85ZM84 76V77H85ZM103 76H105V75H103ZM90 77V76H89ZM136 76H134L133 78H135ZM83 77L81 76V77H79L78 79H79V82L80 81H82L83 79H82ZM99 78H98V81H99ZM130 78H131V81H130ZM136 78H138V77H136ZM203 78V79H202ZM20 79V78H19ZM92 79V78H91ZM90 78H89V80H90V82L93 80H91ZM114 79H112V81L114 80ZM171 79V78H170ZM186 79V80H185ZM18 80V79H17ZM89 80H87L88 82H89ZM93 80V81H94ZM125 80V79H124ZM130 82H129V81ZM54 81V80H53ZM87 81H85V82H87ZM120 81H122V78H121V80ZM126 81H124V83H125V88L123 89V86H122V84H124V83H121L120 82V85H119V83H117L118 85H116V86H118V87H121L120 89L122 90V92H123V94H125V91L124 90H126ZM169 81V80H168ZM185 81V83H183ZM59 81H56V84H55V81H54V83L53 84H55V87L56 86H58L59 85V83H58ZM77 83V81H76V83H77V85L76 84H73V85H76V86H78L80 83ZM83 82V81H82ZM123 82V81H122ZM63 83V82H62ZM84 83V82H83ZM95 83H97V81H95ZM94 83V84H95ZM115 83V82H114ZM114 83H113V85H114ZM67 85H70L69 83H66ZM90 84V83H89ZM89 84H86V85H84V86H87V85H89ZM93 84V83H92ZM97 84H99V82L97 83ZM116 84V83H115ZM82 85V84H81ZM102 86H103V84H101ZM108 83L107 84H105L104 85V87H102V86H100V85H96L95 84V86L97 87H93V88H96V89H98V88H100L101 90H109V89H105V88H109L108 86ZM112 85V82L110 83V88H111V86H112V88L113 87H115V85L113 86ZM166 85V84H165ZM179 85V86H180ZM204 85V86H203ZM211 85V86H210ZM229 85V86H228ZM27 86H30V87H27ZM27 86H25V87H27V88H23L24 90H26V89H30L31 88V84L30 85H27ZM80 86V85H79ZM105 86H107V87H105ZM167 86H170V85H167ZM179 86L177 87V89L179 88ZM236 86V87H235ZM54 86L52 87V88H55ZM70 87H71V85H70ZM92 87H88L87 86V88H92ZM162 87V86H161ZM186 87H187V89H186ZM238 87H240V88H238ZM93 88L92 89H90V90H92V91H95L96 89H94L93 90ZM103 88V89H102ZM116 88V87H115ZM163 88H167L166 90H168L169 91V87H165V86H163L162 88H161V90L163 89ZM169 88V89H168ZM23 89H17L19 92H17V90L15 91L16 93H14V91L13 90H10V91H12L13 93H11L10 91H7V90H0L1 91V93H2V96H3V103L2 102H0L1 104H0V106L1 107H4V109H5V107L8 105L9 106V108H10V106L12 107V105H10V104H13L15 101V98H16V102H17V100H18V102H17V106H23L24 104H25V102H22V100L23 101H26V102H29V103H27L28 105H30V103L32 104V105H34V103H32L33 102V100H34V94H35V90H32L33 89V87L30 89V91L31 92H33V93H31V94H29L28 93V90H26V92L23 90ZM56 89V88H55ZM55 89H53L54 90V94H53V92H50V91H48L49 92V94H48V96H50V97H54L55 95H56V93L57 92H55ZM128 89V88H127ZM164 89V90H165ZM172 89V88H171ZM170 89V91L169 92H172L173 93V89L171 90ZM186 89V90H185ZM202 89V90H203ZM20 90L22 91L23 90V94L20 92ZM103 90V91H104ZM111 90V89H110ZM109 90V91H110ZM116 90V91H115ZM119 88H117V89H114V91L115 92H120V94H121V91L119 90ZM130 90V89H129ZM128 90V91H129ZM204 90V91H205ZM29 91V92H30ZM127 90H126V92H127V94L130 92H128ZM152 91L155 93V91L152 89ZM227 91V95H226V92ZM229 91L231 92L230 93V97H228V94H229ZM5 92L7 93H11V95L10 94H8L9 95V98L8 97H6V95L7 94H5ZM167 92V91H166ZM165 92V93H166ZM1 93H0V95H1ZM4 93V94H3ZM19 93V94H18ZM21 93V94H20ZM97 93V92H96ZM104 93H106V92H104ZM107 93H109V92H107ZM190 93V94H189ZM13 94H15V95H13ZM33 94V96H30V97H32L33 99L31 100V102L30 101H27V100H30V99H27V98H30V97H28V95H32ZM71 94H73V93H71ZM70 94V97L72 98H74L75 96L76 97H78L77 96V94L78 93H74L73 95H71ZM76 94V95H75ZM81 93H79V95H80ZM99 94V93H98ZM101 94V93H100ZM130 94V93H129ZM128 94V97L130 96ZM167 94H168V92H167ZM169 94H171V93H169ZM187 94L185 95V96H187ZM196 94H198V93H196ZM239 94H243L244 96L243 97H241L240 98V96H239ZM7 95V96H8ZM19 96V97H17V96ZM57 95H60L62 98H60V96L59 97H57V96H55V98L57 97V99L58 98H60V100L59 101H61L62 102V100H63V98L65 97H63L60 93L59 94H57ZM64 95H66V98L68 99V96H67V94H64ZM75 95V96H74ZM232 95V96H231ZM2 96H0V99L2 98ZM4 96H5V99H6V103L8 102L9 104H5V102H4ZM12 96V98H10ZM14 96V97H13ZM21 96V97H20ZM27 97L26 99L24 98V97ZM47 96V95H46ZM188 96V97H189ZM196 97H197V95H195ZM194 96V97H195ZM224 96H226V97H224ZM234 96V97H233ZM23 97V98H22ZM69 97V98H70ZM79 97H81V96H79ZM82 97L84 98V95H82ZM125 97H127V95H125ZM127 97V98H128ZM231 97H233L232 99H230ZM7 98L9 99V100H7ZM87 98V97H86ZM89 98V97H88ZM87 98V99H88ZM191 98V97H190ZM208 98V99H207ZM13 100V102H12V100ZM21 99V100H20ZM57 99H55V100H57ZM62 99V100H61ZM81 99V100H80ZM78 98L77 100H76V98H74V100H75V102H77L78 100H80V102L82 101L83 103H84V99H82V98ZM178 99H179V97H178ZM181 99V98H180ZM179 99V100H180ZM193 99V98H192ZM210 99V100H209ZM231 101H230V100ZM244 99V98H243ZM2 100H0V101H2ZM71 100V99H70ZM74 100H71L72 102H70L69 101V99L67 100V101H65L66 103H64V106L67 104V102L68 103H73L74 102ZM100 100V99H99ZM98 100V101H99ZM9 101H11V102H9ZM52 101H54V99H52ZM95 102H96V100H94ZM243 101V102H242ZM16 102H15V104H16ZM20 102V103H19ZM24 103V104H22V103ZM60 102V103H61ZM74 102V103H75ZM81 102V103H82ZM87 104H85L84 103V105L83 104H80V105H82L81 107H83L84 109H83V111H85V113L87 112V107H88V105H90L89 103L90 102H87V101H85ZM179 102V101H178ZM231 102V103H230ZM21 104V105H19V104ZM60 103L58 104V106H60V108H61V106L63 105L62 103V105H60ZM78 103V102H77ZM77 103H75V106H77V107H79L80 108V106L77 104ZM228 103V104H227ZM5 104V106H2V105H4ZM15 104H13V105H15ZM26 104V105H27ZM43 104H45V103H43ZM53 104L55 105V101L51 104L52 106H53ZM77 104V105H76ZM233 104H234V106H233ZM26 105H24L23 107L21 106L20 108L19 107H17L16 105V107H12L13 109H15L16 108V110L15 111H17V110H23V109H26V110H23V112L22 113H20L19 111H17V112H19L21 115V119H22V124L24 123L25 125H27V126H30V127H32L33 128V130H32V132H34L33 133V135H32V137L34 138V140H35V142L37 143V142H41V140L42 141H44V142H42V143H45V141L47 142V140L48 139H50V140H48V141H52V139H54L55 141H57V140H59V138L60 137H63L62 139H64L65 137H66V140L67 141H71V143H75L76 145H80L82 142V140H83V143L82 144H84L85 146L87 145V147H90V146H93V147H98V148H103V146L104 145H106V143L105 144H102V143H104L105 142V140H106V142L108 143L109 142V140L107 141V135L108 134H106V127H104V126H99V125H102L101 124V122H102V120L104 119V115L103 116H100V114H101V110H99V112H96L97 113V115H96V113H95V111H94V114L96 115V116H98L99 115V117H103V119H99L98 117V119H97V121H96V116L92 113V115H94L95 116V118L93 117V119H95L94 120V122L96 121V124L95 123H93L92 122V125L89 123V121L90 120H92L89 116L91 115V113H90V115H89V113L87 112V114H85L84 112H82V110L80 109L79 111H77V107H75V106H71V105H74V104H70V106H67V108H69L70 110H66V106L64 107V108H62V109H64V110H66L65 112H66V114H65V112L64 111H62V112H64L62 115H63V118H61L62 117V115L60 114V113H62L60 110H58V111H56L55 109H58L59 107H57L56 108V105L55 106H53L52 108H54V109H52V110H54V111H52L51 110V113H52V115L54 116V112L56 113V112H58V113H56L57 115H59V116H57L56 114H55V116H57V117H53L52 116V119L55 121V119H57V118H61L60 120L59 119H57L59 122H60V126H59V124H57V120L55 121L56 123L55 124H57V125H54L53 124V126H55V128H56V130H53L52 128H54L53 126L52 127H50L51 128V130L49 129V126L48 127H46V128H48L49 130H50V133H51V135H50V133H48L47 134V132H49V130H47V132H46V128L44 129V130H41V128H40V125L39 124H37V123H35V122H33V124H34V126H32V125H28V123L29 122H27V121H29V118L31 117V115L30 114H28V113H33V112H35V110H33L32 109V106L29 108V109H32L33 110V112H29V111H27V110H29V109H27L26 107H28V106H26ZM86 105V106H85ZM97 105H99L98 103H97ZM226 105H231L232 107H228L227 108V106ZM43 107H44V109L45 108H48V106H47V104L44 106V105H42ZM85 106V107H84ZM224 106V107H223ZM239 106V105H238ZM63 107V106H62ZM228 109H226V108ZM242 107V106H241ZM19 108V109H18ZM21 108H23V109H21ZM33 108H34V106H33ZM71 108H73V109H71ZM76 108V109H75ZM225 108V109H224ZM243 108V107H242ZM2 109L3 108H1V111H2ZM3 109V110H4ZM90 109V108H89ZM32 110H30V111H32ZM74 110V111H73ZM225 110V111H224ZM238 110V109H237ZM241 110V111H240ZM49 111V110H48ZM59 111H60V113H59ZM80 112L79 113V115L77 114V112ZM227 111V112H226ZM243 111L244 110H242V109H239L238 111H236L235 112V117H234V120L236 119L238 122H239V124H241L243 127L242 128H240V129H242L243 130V132L240 130V129H238V132L240 131V135L239 134H235V135H232V134H229V133H227L226 132V130H224V129H219V132H218V134H217V136H216V138H215V140H212V139H210L209 138V136L207 137V133L208 132H206V123L204 124L203 122H205V121H201V119H200V121L197 119V117H199L200 115H198L197 114V112L194 114V117H195V122L197 123L196 124V126H195V124H194V127H198V128H196V129H198V130H196L195 128V130L198 132V134L196 133L195 135H194V137H192L193 139H190V141L187 143V145L188 146H186L185 147V149H182L181 150V148L179 149V147L178 146H176L175 147V145L173 146V147H171V148H169L170 150L169 151H161V150H156L155 151V153H154V151H152V147H153V144H150V145H148V147H149V149H147L148 147L146 146V149L147 150H149V151H147L146 149L143 151V154L141 155L139 152H138V155H139V157H138V155H136V153H137V149H136V151H135V148L136 147H134V148H132L130 145H132L134 142H136L135 140V138H136V135L135 136H133V142H132V139L130 138V136L128 137V138H126V140L123 138V137H121L120 139H122V141H120V142H123V140L126 142L127 140L130 142V140H131V143L132 144H129V143H126L127 144V146H126V144H125V142H123V144H124V146H126L125 148H124V151H122V152H126V150H127V152L128 153H125L124 155H125V157H127V159H128V157H129V159L131 158V155L133 154V155H136L138 158H140V160L138 159V163L140 162V164L141 165H143L144 166V169L146 168V170L145 171H147L149 174H151L150 176H152V177H155L156 178V180L159 178V180H163V182H164V184L163 185H161V188H160V185H159V192H158V194L157 193H155V192H157L158 190H156L155 191V188L153 189V187H151L150 188V190H149V192H148V190L146 191L147 193V195H145V197H146V200H144V199H140V196H138L139 195V193L138 194H136V191H138L139 189H138V185L137 184H134V187H133V185H132V187L130 186V185H128V184H126V185H123V187H121V191L122 192H120V194H121V199H123V202H124V204H123V207H122V211H121V213L120 214H117V215H120L117 219H115L114 218V220H116V221H120V219H121V223L123 224V222H124V225H125V231H127V229L130 227H133V226H135V224H136V226L138 225L137 223L139 222H144V217L146 216H156V215H158L162 210L161 209H163V208H161V207H163L162 206V204H163V202L165 203V200H166V202L168 203V199H169V203H170V200L172 199L173 200V203L174 204H172V205H177V204H180V202H179V200H178V198H181V197H179V195L178 194H176L174 191L175 190H173L174 188L170 185V184H167L168 182H165L166 180L168 181V175H169V173L171 172V170H172V167H174L173 166V164L175 163H177L179 160H183V159H191L193 156H195V155H197L198 154V152H199V150L198 149H200V148H202V149H200V153L197 155V156H200L201 154V157L203 156V149H204V151H205V149L208 147V145L210 146V145H212V146H210L211 147V149L210 150H212V153H211V151L209 150V151H207L208 152V155L210 154V155H213V152L215 151V150H213L212 148H216L217 149V151H218V154H220L219 156H220V160H221V163L223 164L222 166H223V168H224V166H225V168H224V170H223V172H227V173H230L231 175H233V176H236V175H238L240 172L241 173H244V174H246L247 173V175H249V172L251 171V163H253V161L252 162H250L252 159H253V157L255 156V154L257 153V155H256V157H254V159L255 158H257V157H259L261 160H262V163L264 162V156L263 157H260V156H262V153L263 152H261L262 150H260V146H258V143L261 145V143L258 141V139L257 138H255L254 140H252L253 139V136L251 137V136H249V138L247 139V135H249L250 133L248 132V133H245L246 132V129H243V128H245L247 125H246V123H247V120H250L251 121V123L253 122V120H255V121H258L257 119H256V117L257 116H255V115H252V117L250 116L249 117V115L248 114H246L245 113V111H244V113L246 114H244L245 115V117H244V115H243ZM70 112V113H69ZM219 112V113H218ZM19 113H16L17 114V117H19ZM72 113V114H71ZM99 113V114H98ZM26 114V115H25ZM34 114V113H33ZM70 114V117H68V115ZM85 114V116L86 115H88V116H86V117H88L89 119H86V118H83L84 115ZM22 115L23 116H26L25 118H27V116H30L27 120L24 118V117H22ZM81 116V119L78 117V118H75L74 119V117H77V116ZM236 115H238V116H236ZM49 116H51V115H49ZM74 116V117H73ZM254 116H255V118H254ZM64 117H66L67 118V120H64V122H63V120L62 119H65ZM71 117H73V118H71ZM246 117H248V119L246 118ZM72 119V123H73V125L71 124V122H70V120ZM82 118H83V120H82ZM200 118H201V116H200ZM250 118V119H249ZM253 118V119H252ZM18 120H19V118H17ZM20 119V120H21ZM31 119V118H30ZM79 120V122H80V120L82 121L81 123H82V125L78 122V120ZM84 119H85V121H84ZM27 122V124L25 123V121ZM48 120V119H47ZM77 120V121H76ZM88 120V121H87ZM98 120H99V122H98ZM100 120H101V122H100ZM197 120V121H196ZM235 120V121H236ZM31 121V120H30ZM49 121V120H48ZM65 121H68L69 123H70V126H71V129L73 128V127H76V128H73V129H75L74 131H73V129L70 131V126L68 127V125H66L67 123H65ZM83 121H84V125H83ZM220 121V122H219ZM236 121V122H237ZM249 121V122H250ZM255 121H254V125L253 126H255L256 124H257V122L255 123ZM20 122V121H19ZM20 122V123H21ZM32 122H30L29 124H31ZM87 122V123H86ZM98 122V123H97ZM235 122V123H236ZM248 122V123H249ZM62 123H65L64 125H62ZM68 123V124H69ZM78 125H77V124ZM90 124V126L92 127V128H94L95 126L94 125H96V127H100V130H99V128H97L98 130H99V134H101L100 136H99V138H100V140H98V142H97V139H99V138H97L96 136L93 138V135H96L97 133H98V130H96L95 131V129H96V127H95V129L93 130L90 126V128L92 129H88V126H87V132H86V125H89ZM97 124H98V126H97ZM204 124V125H203ZM236 124H238V123H236ZM238 124V128H239V125ZM66 125V126H65ZM79 125H81V127L82 128H84L85 129V131L83 132V129L82 128H80V130H82V131H79L78 129H79ZM252 125V124H251ZM251 125H250V127H251ZM263 126H264V124H262ZM57 126V127H56ZM65 126V128H63V127ZM73 126V127H72ZM79 126V127H78ZM62 127V128H61ZM68 127V128H67ZM101 127L103 128V131L105 130V133L104 134H106V136L103 134V131H102V133L100 132L101 131ZM205 127V128H204ZM248 127L249 126H247L246 128L248 129ZM60 128V129H59ZM78 128V129H77ZM105 128V129H104ZM200 128H203V130H201ZM58 129V130H57ZM64 129V130H63ZM115 129H117V128H115ZM59 130H60V132H59ZM61 130H62V132H61ZM89 130H91V131H89ZM108 130H109V128L107 129V133H108ZM113 130V134L115 135L116 133L115 132H117L118 133V130H114V129H112ZM112 130H111V128H110V130L109 131H111V133H112ZM195 130H194V132H195ZM221 130V131H220ZM229 130H232V128H229ZM44 133H43V132ZM51 131H53V132H51ZM55 131H57L58 132V134L56 135V133H55ZM67 131V132H66ZM76 131V132H75ZM92 131H95L94 132V134L92 135ZM208 131V130H207ZM250 131H251V129H250ZM40 132V133H39ZM42 132V133H41ZM78 132V134H76ZM80 132H83L82 134L80 133ZM39 133V135H37ZM53 133V134H52ZM55 133V134H54ZM241 133L243 134V133H245L244 135H246L247 137H244V135H241ZM40 134H43V135H41L40 136ZM61 134H63V135H61ZM109 134H110V132H109ZM113 134H111V136L112 137H114L113 136ZM118 134H120V133H118ZM118 134H116L117 136H118ZM35 135V136H34ZM45 135V136H44ZM48 135V136H47ZM54 135V136H53ZM61 135V136H60ZM80 137H79V136ZM82 135V136H81ZM91 135H92V137H91ZM133 135V134H132ZM209 135V134H208ZM49 136H51V137H49ZM101 136H104V137H106V139L104 138H101ZM111 136H109V138H110V140H112V141H110L109 143L111 144L112 142H113V144H115L114 143V141L116 142V144L115 145H119V148H123L124 146H122V147H120L121 146V144L119 143V139L117 140V139H115V137L112 139L111 138ZM43 137V138H42ZM57 137H59V138H57ZM79 137V138H78ZM132 137V136H131ZM244 137V138H243ZM251 137V138H250ZM81 138H82V140H81ZM92 138V139H91ZM117 138V137H116ZM119 138V137H118ZM209 138V139H208ZM40 140V141H38V140ZM57 139V140H56ZM61 139V138H60ZM96 141H95V140ZM102 139L104 140V141H102ZM115 139V140H114ZM130 139V140H129ZM257 139V140H256ZM33 140V141H34ZM65 140V139H64ZM114 140V141H113ZM209 140L211 141V142H209ZM216 140H218V141H216ZM258 141V143L256 142V141ZM93 141H94V144H93ZM100 141V142H99ZM101 141H102V143H101ZM118 141V142H117ZM127 141V142H128ZM81 142V143H80ZM98 143V145L96 144V143ZM145 142H146V144L148 143V140L146 139L145 140ZM78 143V144H77ZM91 143L93 144V145H91ZM108 143V144H109ZM119 143V144H118ZM197 143H201V144H197ZM209 143H212V144H209ZM38 144H41V143H38ZM95 144H96V146H95ZM149 144V143H148ZM198 146H197V145ZM90 145V146H89ZM112 145V144H111ZM138 145V144H137ZM136 145V143L134 144V146H137ZM202 145V146H201ZM131 147V149H130V147ZM200 146V147H199ZM105 147V146H104ZM127 147H129V148H127ZM191 147V148H190ZM197 147H199L198 149H197ZM55 148L57 149L56 150V152H54L55 151ZM138 148V147H137ZM40 150L42 149L41 147L39 148ZM53 149H54V151H53ZM53 149H51V154H50V157H48L49 158V160H48V158H47V160H45V161H43L44 163L42 164L43 165V167L42 168H45L44 167V164H45V166H47L46 164H50V166L51 165H55V159H54V157L52 156V158L53 159H51V155L52 154H54L55 153V155H56V153H58L59 154V151L60 150H58V149H60L59 148V146H55ZM129 149H130V153H129ZM63 150H65V149H63ZM61 151V152H64V151ZM121 150H123V149H120V151ZM153 150H155V147L153 148ZM166 150H168V149H166ZM171 150H173V151H171ZM256 150H258L259 152H261V153H258V151L256 152ZM52 151H53V153H52ZM135 151V152H134ZM148 153H147V152ZM152 151V152H151ZM184 151V152H183ZM197 151V152H196ZM202 151V152H201ZM264 151V150H263ZM133 152V153H132ZM210 152V153H209ZM64 153H66V152H64ZM145 153V154H144ZM149 153H150V155H149ZM151 153H153V154H151ZM255 153V154H254ZM19 154H21V155H19V157H21L22 155H23V151L22 152H19ZM25 154V153H24ZM131 154V155H130ZM205 154V153H204ZM207 154V153H206ZM205 154V155H206ZM215 154H216V152H215ZM259 154H261V155H259ZM25 155H27V154H25ZM76 155V154H75ZM127 155V156H126ZM130 155V156H129ZM132 155V156H133ZM146 157H145V156ZM208 155H206V156H208ZM254 155V156H253ZM24 156V155H23ZM24 158H25V156H24ZM27 158L28 157H26L25 158V160L27 161ZM50 159H51V161H50ZM178 159V160H177ZM22 160V159H21ZM28 160H30V159H28ZM52 160H54V161H52ZM174 160H177V162H175ZM260 160V161H261ZM23 161V160H22ZM26 161L24 162V164H25V166H27L26 164H28V166L27 167H29V164L30 163H26ZM259 161V162H260ZM27 162H29V161H27ZM51 162V163H50ZM250 162V163H249ZM255 163L257 162L256 160L254 161ZM53 163V164H52ZM249 163V164H248ZM262 163H260L261 165H262ZM68 164H70V162L68 163ZM174 164V165H175ZM245 164V165H244ZM247 164V165H246ZM254 164V163H253ZM259 164V165H260ZM57 165V164H56ZM243 165V166H242ZM260 165V167H259V169L261 170V176H260V178H258L257 176L252 180L253 181V183L254 182H256V183H258L259 184V182H258V180L262 183V184H264V163H263V165L261 166ZM59 166V165H58ZM254 166H255V164L253 165V167L252 168H254ZM53 167V166H52ZM55 167V169H56V167L57 166H54ZM94 167V171H93V168H92V171H93V173H95V174H93L92 176H90V177H94L96 180H92L91 182H95L96 181V183L98 184V181H101L98 177L100 176V174L99 173H101V171H99V167H98V164H97V166L96 165H94L93 166ZM97 167V168H96ZM245 167V168H244ZM263 167V168H262ZM47 168H49V166H47ZM47 168H45L43 171L44 172H46L47 171ZM96 168V169H95ZM9 169L11 170V167H9ZM9 169H7V170H9ZM247 169V170H246ZM9 170V171H10ZM16 170V169H15ZM15 170H13V171H11V174L12 173H14V174H12L13 176L15 175ZM41 170V171H42ZM98 170V171H97ZM246 170V171H245ZM254 170H255V168H254ZM254 170H252L251 172H254ZM8 171V172H9ZM42 171V172H43ZM229 171V172H228ZM236 171H237V173H236ZM243 171V172H242ZM247 171H249V172H247ZM8 172H6V173H8ZM38 172L40 173V171L38 170ZM41 172V173H42ZM42 173V174H45V173ZM239 172V173H238ZM10 173V172H9ZM17 173V172H16ZM38 173V174H39ZM49 172H47V174H48ZM234 173H236L235 175H234ZM42 174H40V175H42ZM252 174V173H251ZM9 174H7V176H8ZM46 175V174H45ZM98 177H97V176ZM259 175H260V173H259ZM16 176V175H15ZM14 176V177H15ZM184 178L182 179V182L180 183V185H181V189L184 191V193H185V195L187 196V195H189L188 197L190 198V199H192V197H195V198H193L192 199V201L194 202V201H196V198H197V200L198 199H200L199 200V202L197 203V204H199L198 205V207L195 209L196 210V212H197V210H198V214L195 212V214L193 213L194 211H193V209L194 208H191V207H189L188 209H185V207H186V205H185V207H184V211H181V209H182V206H181V209H180V211L178 210L180 207H178V208H176L177 210L176 211H178L177 213H176V211L174 210L173 211V213L175 214H173V216H171V218H168V220H169V223H170V221H171V223L170 224H174L173 223V221H176L175 219H177V221L178 220H180V218H182L181 216L183 215V218H184V216L185 215H191V214H193V215H196L197 214V217H198V215H199V220L196 218V219H194L195 221L196 220H198V221H196L197 222V226H199L200 227V222H201V227H202V225H203V222L202 221H204V220H201L202 218H205L204 216L201 218V216L203 215L202 214V212L203 213H205L206 214V218L207 219H211V222H213V220L214 221H217L218 223H220L219 224V226L218 225H216L217 227H218V229L220 230H218V231H216L217 233H215V234H213L215 231L213 230V233H211V234H213V235H211V238L210 239H207V237L209 236H207V237H205L203 240H201L202 238L201 237H198V236H196L197 237V239L195 240L194 238H196V237H192L194 240H195V242L198 240V243L196 244V245H198V247L200 248V249H196L197 250V252L199 251V250H208V248L210 249V248H214V247H216V249H219V248H226V247H230L229 249H232V255H234V256H237V255H235V254H238L239 252H241L240 250H241V248L239 247V242L241 241L242 243H243V240H247L248 241V244H246V247H245V245H243V246H241L243 249H244V253H245V250H246V253H245V255H248L249 256V258L248 257H246L245 256V260H246V262H247V259L249 260L248 262L249 263H246V264H264V240H262L263 238H264V196L262 195V194H255L254 196L253 195H251V193L250 192H241V194H240V197H238V199H235V196H233L232 197V195L228 198V196L226 197V195H224V196H222V198L221 197H219L218 195L217 196H215V193H209V192H207V190H208V188H207V185H205V183L203 182V181H201V180H197V178L192 174V173H189V172H185V174H184ZM14 177H11V178H13L14 180V182H8V184H13V183H15V181L17 180V179H15ZM98 179H97V178ZM101 177V176H100ZM11 178H10V180H11ZM94 178H91V179H94ZM90 179V180H91ZM186 179V180H185ZM7 180H9V179H7ZM9 180V181H10ZM20 180V179H19ZM18 180V182L20 183V181ZM263 182H262V181ZM250 181V180H249ZM252 181H250V183L252 184ZM5 181H3V183H4ZM22 184L20 185V184H18V186H19V188H22L23 190H24V184H23V181L21 182ZM85 183V184H84ZM83 183V188L84 187H86L87 185H88V187L89 188H91L92 186V184L90 183V181H89V183H88V179H87V181H85ZM95 183V184H96ZM100 183V182H99ZM260 183V184H261ZM0 184H1V181H0ZM5 184V183H4ZM4 184H2V186L3 187H0V188H2V190L5 188V187H7L8 188V186L6 185H4ZM11 184L9 185V188L11 189V191L12 192H14V190H16V192H18V193H16V194H14L15 195V201L17 202V198L20 196V200L23 198V195L24 194H22V193H24L23 191H20V190H22V189H18V186H16V188H14L15 187V185H17V181H16V184H14V187H11ZM87 184V185H86ZM90 184V185H89ZM160 184H162V183H160ZM255 184V183H254ZM257 184V185H258ZM23 185V186H22ZM137 185V186H136ZM256 184H255V186H257ZM173 188H171V187ZM258 186H260V185H258ZM264 186V185H263ZM86 188L87 190H89V188ZM162 187H163V189H162ZM6 189V190H8V191H6L5 189L3 190V191H0V194H2V195H0V197H1V200H3L5 197H7V198H10V196L12 195V193L10 194L9 193V191H10V189ZM263 188V187H262ZM134 189V190H133ZM264 189V188H263ZM134 191V194H135V196L137 197H134V195H132L133 194V191ZM153 190V191H152ZM10 191V192H11ZM131 191H132V193H131ZM2 192V193H1ZM19 192H21V193H19ZM152 192H154V193H152ZM209 193V194H208ZM19 196H18V195ZM154 194H157V197L154 195ZM211 194V195H210ZM14 195H12V197L14 196ZM178 195V196H177ZM5 196V197H4ZM9 196V197H8ZM151 196V197H150ZM159 196V197H158ZM164 196H165V198H168V199H165V200H163L164 199ZM11 197V198H12ZM22 197V198H21ZM163 197V198H162ZM220 198V202H218L217 200V198ZM7 198L5 199V200H7ZM10 198V199H11ZM103 198H105V196H103ZM138 198L140 199V200H138ZM148 198H150L151 200H152V203L150 202L151 200L149 199V201H147L148 200ZM154 198V199H153ZM157 198V199H156ZM236 198H237V196H236ZM190 199L187 201V203H188V206L190 205V202H192V201H190ZM195 199V200H194ZM242 199V200H241ZM0 200V201H1ZM18 201L19 203L21 202V201ZM143 200H144V202H143ZM161 202H160V201ZM181 200V199H180ZM237 200V201H236ZM10 201H12V199L11 200H9V201H5L6 202V204L9 202V203H12V202H10ZM122 201V200H121ZM237 202V204H236V202ZM3 201H1L0 202V205H3V203H2ZM16 202H14L12 205L14 206V204L16 203ZM17 202V204H19ZM147 203V208H146V206L144 207L143 205L144 204H146ZM155 202V203H154ZM192 202V203H193ZM241 202V203H240ZM2 203V204H1ZM23 203L24 202H21V205L23 206ZM144 203V204H143ZM149 203V204H148ZM150 203H151V206H148V205H150ZM154 203V204H153ZM162 203V204H161ZM172 203V202H171ZM171 203H170V205H171ZM176 203V204H175ZM183 203H186V202H183ZM191 203V204H192ZM195 203V202H194ZM196 203H195V206H196ZM220 203V204H219ZM239 203V204H238ZM141 204V205H140ZM4 205H5V203H4ZM11 205V204H10ZM10 205H7V206H10ZM11 205V206H12ZM20 205V204H19ZM17 205L18 207V209L17 208H14L15 210H18V212L20 213V209H23V207L20 205ZM183 205V204H182ZM237 205V206H236ZM239 205V206H238ZM10 206V207H11ZM12 206V207H13ZM184 206V205H183ZM187 206V207H188ZM192 206V205H191ZM2 207H4V206H2ZM14 207H16V205L14 206ZM186 207V208H187ZM8 208L9 207H7V209H6V207H5V209L6 210H8ZM20 208V209H19ZM24 208H26L25 206H24ZM192 209V211H191V213L189 214V209ZM12 208H10L8 211H10ZM15 210H12V211H10V212H12L11 213V215H9V216H12V214L15 212V214H16V212L17 211H15ZM164 210H165V208H164ZM173 210V209H172ZM185 210H187V211H189L187 214H185ZM200 210V211H199ZM24 211V212H23ZM23 211H21L22 213H21V215H22V218H23V216L25 217V215H23V213L24 214H26L25 212H27V211H25L24 209H23ZM171 211V210H170ZM202 211V212H201ZM17 212V213H18ZM132 213V214H131ZM183 213V214H182ZM129 214H130V216H133V217H130L129 216ZM182 214V215H181ZM159 215H161V214H159ZM172 215V214H171ZM179 215H181V216H179ZM193 215H191V216H188V218H186L187 220H189V217L191 218V220L193 219ZM6 217H7V215H5ZM15 216V215H14ZM127 216V217H126ZM121 217V218H120ZM128 217H129V219H128ZM145 217V218H146ZM162 217V216H161ZM170 217V216H169ZM196 217V216H195ZM194 217V218H195ZM4 218V217H3ZM9 218V217H8ZM7 218V219H8ZM120 218V219H119ZM124 218H125V220H124ZM147 218H150V217H147ZM13 219V218H12ZM15 220H16V222H12V220L10 221L11 223H17V221L19 222L20 220L17 218V217H15L14 218ZM14 219H13V221H14ZM144 219V220H143ZM156 219H158V220H156L157 222H159L160 221V223H161V221H163V220H161L160 219V216H159V218L158 217H156ZM163 219V218H162ZM185 219V220H186ZM23 220H24V218H23ZM167 220V221H168ZM194 220H192V222L193 223H191V221H190V223H191V225L190 226H192V225H196V224H194L195 223V221ZM263 220V221H262ZM7 221V220H6ZM27 221H28V219H27ZM26 221V219H25V221L24 222H27ZM123 221V222H122ZM155 221V222H156ZM208 221V220H207ZM24 222H22V223H24ZM38 222L39 221H37L36 223L38 224ZM156 222V223H157ZM208 222H210V220L208 221ZM217 222L215 223V224H217ZM238 222V223H237ZM8 223V222H7ZM40 223V225H42V223H41V221L39 222ZM155 223V224H156ZM160 223H157V224H160ZM187 223V222H186ZM189 223V222H188ZM198 223H199V225H198ZM204 223L206 224L207 222L206 221H204ZM238 224V226H235V225H233V226H231L232 224ZM20 224V223H19ZM29 224H30V222H29ZM29 224H27V226L29 225ZM121 224V225H122ZM168 223L166 222V225H167ZM204 224V225H205ZM250 224V225H249ZM17 225H18V223H17ZM22 225V224H21ZM25 225H26V223H25ZM34 226V224H32L31 223V226ZM36 225V224H35ZM39 225V224H38ZM39 225V226H40ZM203 225V226H204ZM211 225H213L214 226V224H211ZM226 225H228L229 227H227ZM24 226V225H23ZM27 226H25V227H27ZM30 226V225H29ZM37 226V225H36ZM38 226V227H39ZM128 226V227H127ZM169 226V225H168ZM167 226V227H168ZM187 227H188V225H186ZM216 226H214V229L216 230ZM224 226H226V228H228L229 230L231 229V228H233L234 230H232V231H229L228 230V232H229V234H228V232H227V234H226V230H225V228H224ZM21 227V226H20ZM20 227L18 226V231H20L21 229H20ZM25 227H22L23 229L25 228ZM37 227V229H39L40 227H42V226H40L39 228ZM157 227V226H156ZM166 227V226H165ZM167 227L166 228H161L160 227V230L158 229L157 230V228L156 229H154L155 231H153V233H152V235H151V241L152 242H155L156 244H158L157 242H159V240H160V238L161 237H159L163 232L162 231H164V230H166L167 229ZM170 227V226H169ZM30 228V227H29ZM32 229L33 228H35V227H31ZM31 228H30V231H28V232H31ZM129 228V229H130ZM190 228V227H189ZM23 229L21 230V232L23 231ZM27 229H28V227H27ZM40 229H44V224H43V228H40ZM128 229V230H129ZM173 230V228H169V230ZM213 229V228H212ZM212 229H209V230H211L212 231ZM221 229H223V230H225V232L222 230L221 231ZM36 230V229H35ZM63 230V232L65 231V229H62ZM168 230V231H169ZM235 230L240 234V238H242V239H240V241L238 242L236 239V241H234V240H232V243H231V238L233 237V235L232 234H234V233H231V232H235ZM167 231V230H166ZM165 232V231H164ZM236 232V233H237ZM127 233V232H126ZM124 234V235H129V234ZM231 233V234H230ZM235 233V234H236ZM63 234V233H62ZM65 234V233H64ZM164 234V233H163ZM163 234H162V236H163ZM234 234V235H235ZM238 234V235H239ZM260 236H259V235ZM5 235V234H4ZM4 235H2V236H0V239H2L3 240V236ZM237 234H236V236H238ZM6 236V235H5ZM5 236H4V238H5ZM63 236V235H62ZM66 236V235H65ZM236 236H235V238H236ZM263 238H262V237ZM2 237V238H1ZM8 237V236H7ZM7 237H6V239H7ZM11 237V235L8 237V239ZM167 237V236H166ZM252 237H254V238H258L259 240H262V242H263V247H262V249L261 250H259V252H258V254H259V256H258V254L256 253V251H255V245H254V241L256 240H253V241H251L252 240ZM59 239V241L58 242H60V240L62 239L61 238V235H60V237H58ZM63 238L65 239V237L63 236ZM67 238V237H66ZM68 238H70V237H68ZM68 238L67 239H63L62 241H63V247H65L66 248V246H64L65 245V243L64 242H66L67 243V240H68ZM165 238V237H164ZM192 238H190V240H189V243H192V242H190L191 240H192ZM8 239L7 240H3L4 242H6L7 243V241H8ZM166 239H167V241H166ZM166 239H162L160 242H162V241H164L163 242V244L169 249L171 246H173V245H171L169 242H168V237L166 238ZM205 239H206V241H205ZM2 240H0V242L2 241ZM70 241H69V244L68 245H70L71 244V238L69 239ZM2 241V244H4V242ZM10 241V240H9ZM61 241V242H62ZM132 241H134V240H130V242H132ZM193 241V240H192ZM233 241H234V243H233ZM251 241V242H250ZM140 242V241H139ZM5 243V245H7ZM167 245H166V244ZM1 244V243H0ZM163 244L162 243H159L158 245H162V248L164 247L163 246ZM237 244V247H235V249H234V246ZM241 244V243H240ZM67 245V244H66ZM68 245H67V247H68ZM168 245L170 246V247H168ZM4 246V245H3ZM60 246H61V244L59 245H57V248L59 249L60 248ZM8 247V246H7ZM7 247L5 246V247H3V248H6V249H4L5 251L7 250ZM62 246H61V248H60V250L63 248ZM161 247V246H160ZM219 247V248H218ZM9 248H11V247H9ZM9 248H8V250H9ZM57 248H56V250H57ZM166 248V250L168 251H166V250H164L163 252L166 254V255H163V256H165V258L164 259H162L163 260V262L164 261H166V262H162L163 264H176V261H177V263L179 262V260H180V262L181 261H185L186 259H185V257L184 256H182V255H176V251L174 250V248H173V250H172V248H171V251L170 250H168ZM207 248V249H206ZM239 248V250H237ZM247 248V249H246ZM165 249V248H164ZM212 249L209 251V254L211 253V251H212ZM3 250V251H4ZM11 250H12V248H11ZM15 249H13L12 251H14ZM60 250H57V251H60ZM62 250H64V248L62 249ZM66 250V249H65ZM226 250H227V248H226ZM234 250V251H233ZM4 251V255H6L5 253H7V252H5ZM16 251V250H15ZM166 251V252H165ZM175 251V254L173 253ZM236 251H238V253L236 252ZM22 252H24L25 253V251H22ZM170 252V253H169ZM236 252V253H235ZM243 252H241L242 254L241 255H243ZM13 252H11L10 253V250H9V253H7V255L8 256H5V257H11V255L10 254H12ZM22 254V255H25V257H23V256H21V254L19 255V256H21L20 257V259L23 257L24 259L23 260H25V258H26V253L25 254ZM168 253H169V255H168ZM195 254H197L196 252H194ZM206 253H208V251L206 252ZM2 252L0 253V264H3L2 263V261H4L5 260V257L3 258V259H1L2 258ZM199 254V253H198ZM240 254V253H239ZM238 254V255H239ZM199 255H201V254H199ZM208 254H204L203 256H207ZM13 256H15L14 254L12 255V258L14 259V257ZM175 256H177L178 258H176ZM186 256V255H185ZM181 257V258H180ZM183 257V258H182ZM16 258H17V254H16ZM19 258V257H18ZM171 258V259H170ZM174 258V259H173ZM176 258V259H175ZM201 258H202V255H201ZM247 258V259H246ZM20 259H19V261H20ZM167 259V260H166ZM9 260H11V259H9ZM9 260H8V262H9ZM26 260H27V258H26ZM7 261V259L5 260V262L4 263H7V264H9L8 262H6ZM12 261H14V260H11L10 261V263H12ZM18 260H16V262H17ZM18 261V262H19ZM168 262V263H167ZM172 262V263H171ZM21 263H25V261H23V262H21ZM182 263V262H181ZM12 264H14V263H12ZM178 264H180V263H178ZM243 264V263H242ZM244 264H245V262H244Z\"/></svg>", "mask_w": 264, "mask_h": 264}]
</instances>
